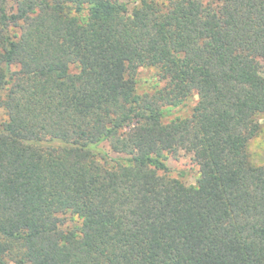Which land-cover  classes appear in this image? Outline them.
I'll list each match as a JSON object with an SVG mask.
<instances>
[{
	"label": "trees",
	"instance_id": "trees-1",
	"mask_svg": "<svg viewBox=\"0 0 264 264\" xmlns=\"http://www.w3.org/2000/svg\"><path fill=\"white\" fill-rule=\"evenodd\" d=\"M135 2L0 0V264H264V0Z\"/></svg>",
	"mask_w": 264,
	"mask_h": 264
},
{
	"label": "rangeland",
	"instance_id": "rangeland-1",
	"mask_svg": "<svg viewBox=\"0 0 264 264\" xmlns=\"http://www.w3.org/2000/svg\"><path fill=\"white\" fill-rule=\"evenodd\" d=\"M120 1L126 4L129 11H131L136 5L135 0ZM9 3H12V0H9ZM260 62L264 66V59H261ZM72 68L75 70V67ZM135 80L138 93L152 92L158 81V74L153 68H140L135 74ZM196 99L197 97L193 95L179 106L164 107L163 120L167 122L173 118L188 116ZM4 118L5 116L1 111L0 119L2 120ZM260 122L262 125L261 132L258 136L253 138L249 144V152L251 153L252 161L257 165L264 163V118L261 117ZM99 146L100 149L106 152L109 157L126 162L127 157L111 151L107 142H102ZM163 161L166 165V170H158L159 174H164L170 178L178 179L185 185H192L195 183L198 175V168L193 162L190 153L183 150H179L174 154L165 152Z\"/></svg>",
	"mask_w": 264,
	"mask_h": 264
}]
</instances>
